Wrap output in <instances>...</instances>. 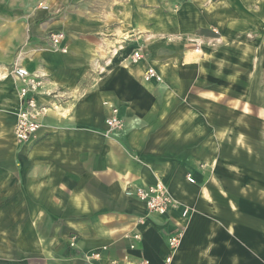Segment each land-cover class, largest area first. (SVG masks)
Wrapping results in <instances>:
<instances>
[{
    "label": "crops",
    "instance_id": "crops-1",
    "mask_svg": "<svg viewBox=\"0 0 264 264\" xmlns=\"http://www.w3.org/2000/svg\"><path fill=\"white\" fill-rule=\"evenodd\" d=\"M85 1L0 0V264H86L71 234L79 254L100 250L95 264H264V168L216 167L212 125L196 101L175 103L199 74L167 71L159 54L132 63L126 27L109 25L104 0ZM57 31L66 52L47 38ZM16 61L42 75L48 106L27 142L14 136ZM152 63L162 81L144 79ZM114 108L122 129L107 125ZM157 180L177 201L165 215L126 192Z\"/></svg>",
    "mask_w": 264,
    "mask_h": 264
},
{
    "label": "rangeland",
    "instance_id": "rangeland-1",
    "mask_svg": "<svg viewBox=\"0 0 264 264\" xmlns=\"http://www.w3.org/2000/svg\"><path fill=\"white\" fill-rule=\"evenodd\" d=\"M103 2L109 5V25L126 27L120 39L137 45L141 60L159 54L167 71L199 74L192 94L175 103L181 107L196 101L197 117L212 125L215 166L264 168V0ZM143 24L151 27L150 36L138 38L140 33L130 27ZM140 61L131 56L132 63ZM149 66L159 72L158 64ZM64 242L86 264L101 260L100 250L79 254L75 234Z\"/></svg>",
    "mask_w": 264,
    "mask_h": 264
},
{
    "label": "built area",
    "instance_id": "built-area-1",
    "mask_svg": "<svg viewBox=\"0 0 264 264\" xmlns=\"http://www.w3.org/2000/svg\"><path fill=\"white\" fill-rule=\"evenodd\" d=\"M40 6L42 8L49 7L44 2L40 3ZM47 38L53 49L63 52L68 51V47L63 44L66 40L65 32H51L47 35ZM142 56L141 52L137 50L133 53V60L136 62L140 61ZM12 72L21 83L19 89L21 106L17 112L14 136L18 142H27L35 137L38 130L41 128V119L48 107L41 104L38 98L44 88V80L40 73L30 71L20 61H16L12 65ZM144 79L146 81L163 80L162 75L153 66L147 68ZM107 125L110 129H119L124 125L122 118L119 116L118 108L113 109L111 116L107 119ZM188 180L191 182L195 181L191 175H188ZM126 192L128 195H135L140 201L144 202L151 213H157L159 215H165L177 204L168 185L162 180H157L154 184L150 185L129 186ZM187 212L188 210H184L183 215L186 216ZM135 238H138V235H136ZM181 239L182 232L171 235L169 237L170 249H176ZM171 259L172 256H169L166 258V261L170 262Z\"/></svg>",
    "mask_w": 264,
    "mask_h": 264
}]
</instances>
